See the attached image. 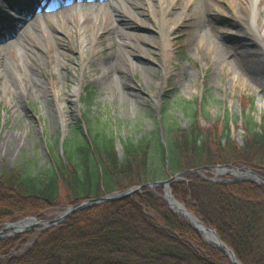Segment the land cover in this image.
<instances>
[{
  "label": "trees",
  "instance_id": "16d2710c",
  "mask_svg": "<svg viewBox=\"0 0 264 264\" xmlns=\"http://www.w3.org/2000/svg\"><path fill=\"white\" fill-rule=\"evenodd\" d=\"M93 97L90 91L86 100L91 103ZM185 111L192 118L188 128L167 118L164 139L158 130L129 139L123 158L105 125L86 115L72 126L63 155L51 149L48 166L22 165L0 173V225L27 216L46 218L47 210L200 167H250L264 176V116L261 123L249 116L239 144L230 128L204 127L193 103L187 102ZM186 178L172 183L175 197L214 227L242 264H264V183H220L196 172ZM162 190L144 189L83 208L25 248L30 237L23 233L0 240V264H233L168 206Z\"/></svg>",
  "mask_w": 264,
  "mask_h": 264
},
{
  "label": "rangeland",
  "instance_id": "374dc122",
  "mask_svg": "<svg viewBox=\"0 0 264 264\" xmlns=\"http://www.w3.org/2000/svg\"><path fill=\"white\" fill-rule=\"evenodd\" d=\"M12 1L16 3V0ZM60 1L63 0H47V3L56 4ZM204 1L212 9V14L206 19L205 37L199 39L194 33L191 24L196 16L191 12L185 13L183 22L175 30L169 61L159 50L166 43L162 40L156 21L145 13H141V17L138 15L151 27L135 30L136 36L130 39L137 52L132 59L136 64L137 58L142 59V63L138 64L143 67L129 72L127 87L116 81L108 84L103 79V60L110 53L112 40L106 36L110 22L104 13L99 15V23L96 24L89 18L90 14L84 17V13L74 7L59 10L54 19H43L35 31H28L13 46L3 49L0 55L3 54L18 84L11 85L0 79V173L4 169L11 170L22 165H29L32 169L48 166L51 149L62 153L72 126L77 121H84L86 115L105 125L108 133L115 137L118 153L123 158L124 143L129 139L138 141L157 130L164 139V122L167 118L188 128L192 118L185 111L187 102L193 103L200 112L199 119L204 127H219L225 132L230 128L232 139L243 144L249 116L252 115L259 123L263 121L264 68L259 67L258 55L243 61L231 53V48L240 40L250 45L255 41L259 46L254 48L263 55L264 42L253 29L252 20L248 19L250 13L240 8L239 0ZM232 2L239 8L244 21L234 16ZM75 3L81 5L82 0ZM4 4L7 2H0L5 7ZM177 5L185 11L193 7L188 0H177ZM258 11L257 25L261 27L264 0H260ZM20 16L24 17L22 14ZM155 16L166 25V22H162L164 15L161 11ZM8 17L3 18V26L12 29L15 27L10 23L12 16ZM17 28L21 33L24 32L21 25L17 24ZM96 32L102 38H98L96 46L85 50V35L91 38ZM237 32L245 33L246 37L242 35L240 38ZM148 37L153 38L152 46L147 41ZM211 39H221L230 52L227 50V55L222 56ZM4 61L0 60V69ZM25 73L29 75V80L25 79ZM77 87L80 88L79 93L75 92ZM90 91L94 93L91 103L86 100ZM243 168L255 171L250 167ZM196 173L211 181L256 182L250 175H218L213 169ZM187 175H183L180 180H187ZM159 195L163 198L164 188ZM178 201L203 220L186 203ZM67 208L47 210L48 217L42 219L55 218ZM47 229L35 226L22 232L30 237L29 243L23 244V248L32 245ZM16 235L4 236L0 240Z\"/></svg>",
  "mask_w": 264,
  "mask_h": 264
},
{
  "label": "bare ground",
  "instance_id": "6f19581e",
  "mask_svg": "<svg viewBox=\"0 0 264 264\" xmlns=\"http://www.w3.org/2000/svg\"><path fill=\"white\" fill-rule=\"evenodd\" d=\"M2 1L3 0H0V2ZM4 1H6L7 4H4L5 7L0 5L1 8L4 7V9H0L1 12H4L5 8L7 9L10 6V2L8 0ZM76 1L77 0H63L56 4L53 3L51 5H47V0H28V2L23 3V7L18 4H13V10H15L16 13L19 12V14H23L24 17H21L22 21H19V19L15 17L12 18L10 22H15L16 24L21 25L22 28H24V32L21 33L20 29L16 30L13 27L12 29H8L1 26L0 30H2V34L5 35L0 37V53H2L3 49L6 50L5 48H9L21 40V38L28 31H35V29L40 26V23L43 22V19H54L56 15L59 14V10H67L74 7L75 9H79V11L83 12L84 17L90 14L89 16L91 17L89 18L96 24L99 23V15L104 13L108 18V23L110 22V27L106 36L111 37L112 40L110 41V53L103 60L105 65V76L103 79L108 84L111 83V81H116L121 86L123 85V87H127L129 85L127 79L129 72L137 70L139 67H143L138 64L142 63V59L137 58V64L132 59L134 53L137 54V52L134 49L136 46L132 41H130V39L136 36L135 30L147 29L151 27L145 19L139 18L138 15L141 17V15L145 13L147 14V17L156 21L163 36L162 40L166 43L160 47L161 49L159 50L163 53L165 60L169 61V56L172 53V43L175 30L183 22L184 14L191 12L196 16L195 21L191 25L194 28V33L198 35L199 39H203L205 37L204 27L206 19L209 14H212V9H210L209 4L204 0H188L193 4L192 10L188 11L179 7L177 5V0H159L160 2H156L155 0H82L81 5L75 3ZM259 2L260 0H239L240 8L250 13L251 16L248 19L252 20L254 26L253 29L258 33V38L264 42V19L262 20V24H260L261 27L257 25ZM26 3H28V5ZM232 4L234 5V16L244 21L245 18L239 14V8H236L234 2H232ZM39 6H41V8L38 10ZM80 6L82 7L79 8ZM32 9H35L36 13H38H33ZM49 9H51L50 12ZM42 10H44L43 13L41 12ZM158 11L163 13L164 17L162 22H166V25L160 23L159 19L156 18L155 13ZM237 33L240 38H242V35L246 37V34L243 32ZM98 38H102V35L98 32L93 34L91 38L89 35H85V50H89L90 47L96 46ZM151 39L153 38L148 37L147 41L148 43L150 42L149 44L152 46L154 43H152ZM221 41V39L220 41L212 40V43L217 46L222 56L223 54L227 55V50L229 51V49L225 46L224 42ZM201 43L203 42L201 41ZM255 46H259L258 42L254 41L250 45L240 40V42L231 48V53H235V55L242 58L243 61L247 57L258 55L260 59L259 67L264 68V54L262 55L260 50L255 49ZM2 55L3 54L0 55V60L4 61ZM24 76L25 79H30L27 73H25ZM0 79L11 85L18 84L17 77L14 76L9 64L5 61L2 63V67L0 69ZM79 90L80 88L77 87L75 92L79 93Z\"/></svg>",
  "mask_w": 264,
  "mask_h": 264
},
{
  "label": "water",
  "instance_id": "95a60500",
  "mask_svg": "<svg viewBox=\"0 0 264 264\" xmlns=\"http://www.w3.org/2000/svg\"><path fill=\"white\" fill-rule=\"evenodd\" d=\"M207 167H201L198 169H191L187 171H183L181 173H178L168 179L163 180H157L148 182L139 186H135L132 188H129L124 191H118L111 193L109 195H106L101 198H95V199H88L85 201H82L78 204H75L71 207H68L65 211L60 213L55 218L52 219H42L38 216H30L26 217L22 220H19L17 222H7L2 225H0V238L4 236H11L15 234H19L25 231H29L33 229L35 226H42L45 229L50 228L53 226H56L66 220L69 216L74 214L75 212L89 207L91 205H97L104 202L109 201H116L120 199H124L126 197L132 196L138 191L144 190V189H155L157 187H163L164 188V196L163 198L166 200V202L169 204L170 208L174 209L176 212L183 214L198 230L203 232L204 236L207 240L212 241L216 243L219 247H221L227 255L232 259V261L235 264H241L234 253V251L229 248L219 237L216 230L207 226L203 220H201L199 217H197L192 211H190L183 203L179 202L175 196L172 193L171 190V184L174 181L180 180L183 178V175L190 174L194 172H200L203 170H206ZM214 169L217 171L218 175H224V174H231L235 176H242V175H250L255 178V181L258 183H264V176L256 173L252 170H246L243 167H236L231 166L230 168L227 166H216ZM214 181H220L213 179ZM222 181V180H221Z\"/></svg>",
  "mask_w": 264,
  "mask_h": 264
}]
</instances>
